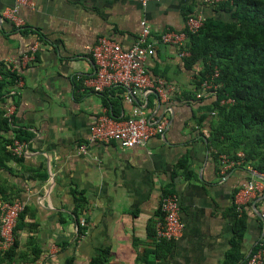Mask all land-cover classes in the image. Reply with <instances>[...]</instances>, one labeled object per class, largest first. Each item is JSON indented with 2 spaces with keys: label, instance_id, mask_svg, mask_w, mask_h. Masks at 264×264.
Here are the masks:
<instances>
[{
  "label": "crops",
  "instance_id": "0c3cea01",
  "mask_svg": "<svg viewBox=\"0 0 264 264\" xmlns=\"http://www.w3.org/2000/svg\"><path fill=\"white\" fill-rule=\"evenodd\" d=\"M15 3L0 0V64L20 75L14 125L31 139L21 165L13 162L12 173L3 176L9 196L32 210L27 220L36 227L29 235L41 250L35 264H89L104 250L106 264H222L230 248L234 190L250 180L264 188V181L250 168L225 166L220 159L218 166L207 142L209 118L197 124V104L183 97L193 89L200 64L187 69L176 47H157L146 63L148 75L173 89L161 104L149 93L144 110L166 126L132 149L117 142L87 144L98 115L130 117L133 106L117 98L120 90L94 92L85 81L95 74L90 49L100 37L128 49L144 26L155 38L181 32L190 14L226 22L231 14L199 0L144 6L141 0H27L17 26L6 17ZM182 161L185 169L178 170ZM73 191L86 200L82 214L75 211ZM167 193L179 199L184 230L174 241L157 243L160 200ZM263 203L264 190L244 205L246 258L264 232Z\"/></svg>",
  "mask_w": 264,
  "mask_h": 264
},
{
  "label": "trees",
  "instance_id": "16d2710c",
  "mask_svg": "<svg viewBox=\"0 0 264 264\" xmlns=\"http://www.w3.org/2000/svg\"><path fill=\"white\" fill-rule=\"evenodd\" d=\"M214 8L229 12L231 20L208 17L196 33H186L183 49L189 55L182 59L184 67L192 69L200 64V70L194 76L193 89L184 92L183 97L187 102L197 104V124L209 118L207 142L218 166L220 157L225 156L235 166L250 168L264 176V0H227ZM215 69L219 71L217 83L220 85L216 99H196L201 83ZM0 75V201L13 203L15 199L8 194L3 172L12 173L10 164L21 165L23 159L15 157L9 147L14 140L28 143L31 135L15 129L14 117L12 122L4 117L6 99L20 75L2 63ZM117 98L121 100V91ZM229 99L232 103L221 105V101ZM14 102L17 104V100ZM239 153L243 157H239ZM177 169H185V161ZM237 192L235 189L232 196L230 248L222 264H246L247 261L246 254L241 252L247 216L245 210L242 213L235 210L233 198ZM72 194L77 202L75 211L80 209L82 214L81 203L86 200L82 193L73 191ZM31 211L25 207L19 214L13 230V245L7 252H0V264H35L39 261L41 250L36 238L29 235L36 227V223L27 220ZM107 256L108 251L104 250L89 264H106ZM160 257L156 254V262Z\"/></svg>",
  "mask_w": 264,
  "mask_h": 264
},
{
  "label": "built area",
  "instance_id": "2783aa9c",
  "mask_svg": "<svg viewBox=\"0 0 264 264\" xmlns=\"http://www.w3.org/2000/svg\"><path fill=\"white\" fill-rule=\"evenodd\" d=\"M155 0H141L142 5ZM227 0H199V3L208 7H215ZM27 0H16L13 8L7 11L6 17L15 25H20L17 18L19 8L26 5ZM206 18L201 14H190L186 17L184 28L181 32H164L152 38L151 30L144 26L134 43L128 49H123L120 44L106 38L100 37L90 49V55L94 61L95 74L85 81V85L94 92H103L108 89H119L123 102L132 105L130 117L115 118L106 113L98 115L90 125L86 138L87 144L107 145L117 142L123 149L143 147L154 135L162 134L166 122L162 119L159 122L147 117L144 110V103L147 95L153 93L158 104L166 102L170 98L172 87L163 79H151L148 75L146 63L153 57L159 45H167L178 49V57L183 59L189 55L185 48L187 41L186 33H196L204 24ZM27 59H30L27 57ZM219 71L214 70L207 76L200 85L196 99H216V91L220 88L217 83ZM0 75V81H1ZM22 81L19 78L12 87L3 107L4 117L12 122L16 106L12 100L19 95V88ZM138 97H144L142 103L137 102ZM232 103V100L221 101V105ZM12 154L22 158L28 153V143L14 140L9 147ZM83 153L87 151V145L80 147ZM239 157H243L242 154ZM221 162L225 166L235 165L229 162L225 156H221ZM223 165V167H224ZM226 169V168H225ZM252 173H255L252 171ZM264 188L255 180L247 181L238 189L234 195L233 205L238 213H242L244 205L257 192H263ZM25 205L20 200L13 203L0 201V252H7L13 245V230L16 221ZM161 218L156 223L155 241L171 242L176 240L184 230V224L180 219V203L174 193L163 194L159 206ZM264 218V203L262 206ZM84 222L80 223L84 226ZM246 264H264V232L260 241L256 244L254 251L247 257Z\"/></svg>",
  "mask_w": 264,
  "mask_h": 264
},
{
  "label": "water",
  "instance_id": "95a60500",
  "mask_svg": "<svg viewBox=\"0 0 264 264\" xmlns=\"http://www.w3.org/2000/svg\"><path fill=\"white\" fill-rule=\"evenodd\" d=\"M253 175H254V177L259 178V179H261V180L264 181V176H263V175H260V174H257V173H253ZM260 217H261V215H260ZM261 218H262V217H261ZM250 253H251V252H250Z\"/></svg>",
  "mask_w": 264,
  "mask_h": 264
},
{
  "label": "rangeland",
  "instance_id": "374dc122",
  "mask_svg": "<svg viewBox=\"0 0 264 264\" xmlns=\"http://www.w3.org/2000/svg\"><path fill=\"white\" fill-rule=\"evenodd\" d=\"M240 154H242V153H239V155H240ZM239 155H238V156H239ZM242 156H243V154H242Z\"/></svg>",
  "mask_w": 264,
  "mask_h": 264
},
{
  "label": "bare ground",
  "instance_id": "6f19581e",
  "mask_svg": "<svg viewBox=\"0 0 264 264\" xmlns=\"http://www.w3.org/2000/svg\"><path fill=\"white\" fill-rule=\"evenodd\" d=\"M220 160H221V157H220ZM228 160V159H227Z\"/></svg>",
  "mask_w": 264,
  "mask_h": 264
}]
</instances>
